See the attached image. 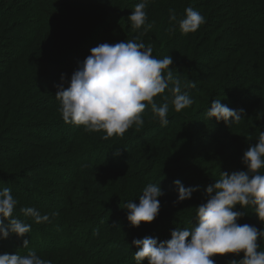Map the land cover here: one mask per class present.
Returning a JSON list of instances; mask_svg holds the SVG:
<instances>
[{
  "label": "trees",
  "instance_id": "trees-1",
  "mask_svg": "<svg viewBox=\"0 0 264 264\" xmlns=\"http://www.w3.org/2000/svg\"><path fill=\"white\" fill-rule=\"evenodd\" d=\"M140 2L0 0V189H12L19 201L15 215L31 224V232L23 237L0 238V254L26 255L28 240L29 248L51 264H136L134 239L169 240L176 221L183 219L189 224L180 228L198 225L196 207L206 202V188L222 171L246 170L243 154L264 131V0H147V32L133 30L128 19ZM189 6L206 23L184 34L178 21ZM172 12L177 22L170 21ZM134 39L151 46L158 59L172 56L173 75L188 85L184 90L194 104L176 112L172 93L166 100L161 94L155 100L169 105L167 126L149 106L142 127L108 139H103L104 132L89 133L65 123L55 96L57 85L68 86L78 62L92 48ZM215 99L230 109H243L242 119L233 125L218 122L215 134L199 137L217 125L215 118L201 116ZM58 146L67 151L57 153ZM72 153L73 159L64 160ZM61 160L72 161L76 170ZM171 165L181 166V173L174 174L189 177L198 190L191 199L175 203V184L162 181L158 217L133 227L123 204L133 199L139 204L142 189L158 184L155 174L159 177V171ZM83 186L88 196L82 194ZM26 206L50 217L67 211L70 216L59 226L37 224L20 213ZM236 210L244 211L240 206ZM246 211L249 215L238 223L264 229L254 210ZM52 228H64L68 239L54 236ZM229 258L220 256L216 264H231ZM243 258L240 253L233 260Z\"/></svg>",
  "mask_w": 264,
  "mask_h": 264
},
{
  "label": "clouds",
  "instance_id": "clouds-1",
  "mask_svg": "<svg viewBox=\"0 0 264 264\" xmlns=\"http://www.w3.org/2000/svg\"><path fill=\"white\" fill-rule=\"evenodd\" d=\"M146 7L147 0L134 6L128 17L133 30L147 32L151 28ZM184 12L178 21L182 33L195 32L206 23V18L192 6ZM170 21L177 22L174 12L170 13ZM90 51L89 56L78 62L68 86L57 85L55 96L65 123L82 126L89 133L104 132L103 139H108L123 136L133 126L142 127L143 115L149 106L160 124L167 126L169 105L167 102L158 105L155 100L166 90L172 93L171 103L176 112L195 102L184 90L188 85L174 77L170 68L172 56L158 59L153 55V48L141 40L102 43ZM242 114L243 109H230L221 99H215L206 116L233 125L242 119ZM257 141L249 143L243 154L246 170L231 174L222 171L220 178L206 188V202L196 207L198 225L176 227L171 231V239L166 241L151 237L132 241L138 249L134 256L136 264H144L145 260L147 264H216L214 256L240 253L244 258L232 260L231 264H264V243H258V240L264 242V229L238 223L249 215L246 211L249 207L264 222V131ZM174 184L178 192L175 203L191 199L198 190V187L186 188L180 180ZM162 195L160 182L149 183L138 196L139 204L134 199L123 204L133 227H140L142 222L151 223L158 217ZM18 204L11 188L0 189V238L6 239L10 234L23 237L31 232V224L15 215ZM237 206L244 211L236 210ZM19 211L37 224L50 222V216L34 206L22 207ZM29 245L24 240V249H29L26 255L0 254V264H51Z\"/></svg>",
  "mask_w": 264,
  "mask_h": 264
},
{
  "label": "rangeland",
  "instance_id": "rangeland-1",
  "mask_svg": "<svg viewBox=\"0 0 264 264\" xmlns=\"http://www.w3.org/2000/svg\"><path fill=\"white\" fill-rule=\"evenodd\" d=\"M170 93V91H168V90H166V92L165 93H163L161 96H160V99L161 100H163L165 97H166V95L167 94H169ZM159 99V100H160ZM202 117H204L205 119H208L207 118V116H206V113H203L202 115H201ZM170 120V119H169ZM221 122V121H220ZM68 125V124H67ZM217 125H218V122H217ZM217 125H211L210 127H208L207 129H204V130H202V132L199 134V137L201 136V135H203V134H208V132L209 133H212V134H215L218 130V128L220 127L219 125L217 126ZM71 136V135H70ZM170 135H165V138L167 137H169ZM20 138H22L23 140H25L26 142H30V140L28 141V140H26V138H24L23 136H21ZM70 139H73V136L70 138ZM198 139V137H196V140ZM200 143H198V145H199ZM2 145L3 146H6L5 148H9V149H11V150H13L14 148H13V146H10V145H6V144H4V143H2ZM180 147V149H181V147L182 146H179ZM55 150H56V152L57 153H60V152H64V151H67V149L66 148H62V147H55ZM64 154V153H63ZM74 155H73V153L71 154V155H68L67 157H66V159H64V160H68V159H73L74 157H73ZM61 162H64L65 163V166H70L72 169H74L75 167H74V165H73V163H72V161H62L61 160ZM181 166H178V165H171L170 167H166V168H163V169H161V171H159V173H162L159 177H158V174H155V176H154V178L157 180V178H158V182H160V183H164V182H167V183H169V184H171V185H174V181H176V180H180L183 184H184V186L186 187V188H188V187H191V184L193 183V181H192V179H189V177H186V178H181L180 177V174H174L177 170H179V172L178 173H181ZM74 170H76V169H74ZM166 173V174H165ZM67 175V174H66ZM76 176H77V174H75ZM187 176V175H186ZM83 178L85 179V177L83 176ZM181 178V179H180ZM73 179V178H72ZM71 178H70V180H72ZM159 179H161V181H159ZM163 179V180H162ZM75 180V179H74ZM69 181V180H68ZM162 181H164V182H162ZM113 182V180H108V184H111ZM74 187H75V190H77L78 188H79V186L77 185V181H74ZM36 188H38V187H36ZM62 189V188H61ZM60 188H57L56 190H58V192H59V194L61 195V193L63 192L62 190H61ZM81 189H82V194L84 195V196H88V195H86L85 193L87 192V190L88 189H86V187L85 186H83V188L81 187ZM42 194V193H41ZM50 194V193H49ZM63 194H64V192H63ZM56 195V194H55ZM57 196V195H56ZM58 198V202H60V203H64L63 202V197H57ZM40 200V199H39ZM249 209V208H248ZM45 214V213H44ZM70 216V211H67V212H58V213H55L53 216H51L52 217V219H51V217H50V223H52L53 225H57V226H59V224H61L63 221H65L66 219H67V217H69ZM54 219H56V220H54ZM177 223H176V227H180V226H184V225H188L189 224V220L188 219H183L182 221H180V222H178V221H176ZM166 229H168V230H171V229H173L172 227H171V225H170V227L167 225L166 226ZM50 230H52V234H54V236H58L60 239H62V240H65V239H68V235H67V233H66V231H65V229L64 228H62V229H54V228H52V229H49V231ZM230 256V258L229 259H231V260H233V259H235V257L237 256L236 254H226V255H224V257H226V258H228ZM220 256L219 255H217V256H214L213 257V259L215 260V261H217L218 260V258H219ZM217 258V259H216Z\"/></svg>",
  "mask_w": 264,
  "mask_h": 264
}]
</instances>
